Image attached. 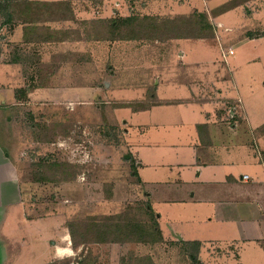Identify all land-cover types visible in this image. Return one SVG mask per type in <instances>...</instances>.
<instances>
[{
    "label": "crops",
    "instance_id": "1",
    "mask_svg": "<svg viewBox=\"0 0 264 264\" xmlns=\"http://www.w3.org/2000/svg\"><path fill=\"white\" fill-rule=\"evenodd\" d=\"M30 1L63 5L71 16L22 23L20 41L34 48L41 67L30 74L25 61L9 65L20 75L1 74L0 92L9 91L13 98L3 104L21 107L30 102L37 110L45 101H76L75 113L87 115L94 100L106 101L107 114L123 129L136 179L160 229L159 243L177 241L188 252L181 258L196 259L197 264H264V78H237L235 72L236 48L264 46V29L257 32L258 23L238 9L233 13L246 23L237 29L228 26L223 19L230 14L212 15L216 5L211 0H203V12L179 6L175 14L154 12L158 7L169 10L174 0L161 6L155 0L157 6L147 5L143 15L131 14L135 0ZM201 13L218 18L217 26L209 19L212 37L125 39L112 27L133 17L172 19ZM214 43L220 57L213 55ZM257 53L239 68L261 64ZM106 92L114 99L104 96ZM11 145L20 148V140ZM19 162L20 149L11 152L0 142V236L5 239L9 209L28 206ZM44 221L25 217L42 231L48 228L41 226ZM68 235L69 242L60 231L50 234L57 242L41 264L73 259L77 253L83 264L93 263L88 244L75 247L70 230ZM149 257L155 264L153 254ZM184 262L180 264H189Z\"/></svg>",
    "mask_w": 264,
    "mask_h": 264
},
{
    "label": "rangeland",
    "instance_id": "2",
    "mask_svg": "<svg viewBox=\"0 0 264 264\" xmlns=\"http://www.w3.org/2000/svg\"><path fill=\"white\" fill-rule=\"evenodd\" d=\"M211 1V6L216 5L214 8L211 7L212 10L209 8L212 15L228 11L230 15L223 19L228 26L237 29L246 23L233 13L235 9H238L244 13L245 18L254 19L253 21L258 23L259 27L254 30L261 32L264 29V19L262 20L261 17L264 16V0ZM158 2L161 6L168 0ZM8 4L12 7L8 8ZM150 4L157 6L155 0H135L131 14H145L147 12L145 8ZM172 4L169 10L165 11L162 7H158L154 12L175 14L179 6L186 8L187 11H191L188 10L190 8L202 12L206 9L203 0L200 1V5L198 0L189 2L174 0ZM25 6H30L27 0H0V65H3L0 76L8 73L17 78L20 72L9 65L20 64V60L28 65L26 71L30 74L33 71L35 74L41 67V61L33 57L34 48L20 41V29L23 22L33 24L39 21L41 23L48 19L71 16L70 10L56 4L49 6L48 10L37 6L27 16L24 15ZM184 10L181 9V11ZM225 14L223 13L220 17ZM214 16L208 15L207 18L209 17L208 20L210 19L217 26L218 18ZM179 17L189 20L190 16ZM179 17L172 19H181ZM254 30L250 33L256 34ZM36 33L39 34V32ZM39 37L42 35L37 36ZM241 46H236L237 61L236 59L235 61L239 62L235 71L237 78H259L258 81H260L264 78V46L255 48L252 44L247 45L246 48H243L246 44ZM211 48L214 57L221 56L215 43ZM36 50L40 51L38 48ZM256 53L261 55L263 61L258 62L261 64L258 66L248 64L239 68ZM253 86L255 89L262 90L258 83ZM104 96L114 99L112 92H106ZM136 97L135 94L134 98ZM18 98L20 99V94ZM12 100L9 91L0 92V142L6 150L11 152L20 149L19 166L22 173L21 179L28 189L27 196L25 195L24 198L28 206L11 208L10 213L6 215V223L10 225L3 229L7 233L6 239L0 236V264H41L47 261L49 247L58 238L50 234L60 231L63 236L68 235L70 222L75 224L74 230L78 228L77 232L81 234L78 238L81 241L86 239L91 241L86 246V250H89V256H91L89 260L93 262L92 264H150L147 258H150L152 254L153 258H156L155 264L156 261L157 264H180L182 261L197 264L196 259L191 261L190 258H181L188 252L177 241L159 243L160 229L156 225L155 217L152 216V219L148 214V199L136 179L135 166L131 162L123 129L113 123V118L107 114L109 106L104 103L106 101L94 100L89 105L88 114L80 115L74 111V108L79 105L76 101L71 103L57 101L55 102L57 105L45 101L40 103L41 107L38 106L37 110L31 109L33 104L30 102L21 107L3 104V102L10 103ZM101 109L103 110L100 112ZM68 110H71L73 114L68 113ZM19 140L20 148L11 145ZM26 214L35 220L45 219L41 226L48 228L42 231L39 225L27 224ZM107 217L116 219L117 225H134L138 230L132 231L134 241L114 244L116 242H108L109 239H106L102 242L103 244H93L95 240H98L96 242L104 241L103 236L97 237L95 228L97 225H107ZM104 218L106 222L103 221ZM87 224H92V233L84 235ZM101 230L104 231V228L101 227ZM107 231L108 229L105 228L104 232L107 233ZM45 234L49 237L43 239ZM68 236L65 237L67 242H69ZM17 246L20 249L19 252ZM216 249L211 246L209 250L216 251ZM79 251L76 250V252ZM189 251L192 254L195 252L192 249ZM62 252L65 251L60 250L61 254ZM79 258H81L80 253H77L73 259H50L44 264H73L74 262L83 264L84 261ZM217 258L218 256L215 260L218 263L221 260Z\"/></svg>",
    "mask_w": 264,
    "mask_h": 264
},
{
    "label": "trees",
    "instance_id": "3",
    "mask_svg": "<svg viewBox=\"0 0 264 264\" xmlns=\"http://www.w3.org/2000/svg\"><path fill=\"white\" fill-rule=\"evenodd\" d=\"M27 2L30 4V6L28 7L25 6L26 11H24V15H27V16H29L30 15L29 13L31 12V10H34L37 6H41L46 10H48L49 6H51L46 3L32 2L30 0H27ZM7 6L8 8L12 7V5L10 4H8ZM66 9L69 10L68 7H66ZM179 18L181 19H178V18L177 19H161L158 17H143V18L133 17L129 19L120 20L119 22H115L112 24V27L114 28L113 32L119 31L118 35L116 36H119L125 39L146 38V39H153V40H168V39H185V38H208L214 35V27L209 22L207 15L204 13L191 15L190 17H188L189 20H186L182 17H179ZM25 23H28V22H25ZM32 28H34V26ZM23 95H24L23 97L25 98L26 94H23ZM147 211H148V208H147ZM148 214L151 217L154 216L149 211H148ZM106 220H107V225L105 224H103V226L97 225V228H95V234L97 235V237L103 236L104 241H99V242H105L106 239H109L108 242L113 241V242H118V243H121V242L127 243V242L134 241L132 239V236H133L132 231L134 232L138 231L134 225L132 224H127L126 226L117 225V223H115V221H117L116 219L112 220L111 218H108V217ZM103 221H105V218L103 219ZM156 225L158 226L157 223ZM68 227H69L71 238H72V241L75 247H78L82 244H89L91 242V241H88L87 239L86 241H83V240L81 241L80 238H78L79 235L81 234L77 232L78 228L74 230L75 224H73V222H70ZM92 227H93L92 224L91 225L87 224V228H86L84 235L92 233L91 232ZM101 227L104 228V231H105V228H107L108 229L107 233L101 230ZM125 237L126 239H124ZM96 241L98 240H95V242ZM192 259H195V258L192 256Z\"/></svg>",
    "mask_w": 264,
    "mask_h": 264
},
{
    "label": "built area",
    "instance_id": "4",
    "mask_svg": "<svg viewBox=\"0 0 264 264\" xmlns=\"http://www.w3.org/2000/svg\"><path fill=\"white\" fill-rule=\"evenodd\" d=\"M233 52L231 51L230 54H232Z\"/></svg>",
    "mask_w": 264,
    "mask_h": 264
}]
</instances>
